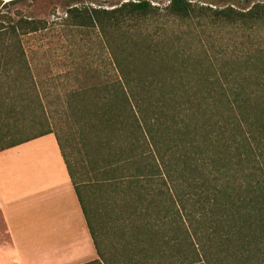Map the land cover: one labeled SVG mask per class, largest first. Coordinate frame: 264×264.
Returning a JSON list of instances; mask_svg holds the SVG:
<instances>
[{
	"label": "trees",
	"instance_id": "1",
	"mask_svg": "<svg viewBox=\"0 0 264 264\" xmlns=\"http://www.w3.org/2000/svg\"><path fill=\"white\" fill-rule=\"evenodd\" d=\"M4 1L0 151L56 135L97 252L81 264H264V49L236 41L264 24V1L71 7L63 23L107 45L100 61L70 50L64 95L41 90L43 50L23 43L47 21L5 23L21 0ZM171 21L184 28L144 26Z\"/></svg>",
	"mask_w": 264,
	"mask_h": 264
},
{
	"label": "crops",
	"instance_id": "2",
	"mask_svg": "<svg viewBox=\"0 0 264 264\" xmlns=\"http://www.w3.org/2000/svg\"><path fill=\"white\" fill-rule=\"evenodd\" d=\"M96 257L56 135L0 151V264H81Z\"/></svg>",
	"mask_w": 264,
	"mask_h": 264
},
{
	"label": "rangeland",
	"instance_id": "3",
	"mask_svg": "<svg viewBox=\"0 0 264 264\" xmlns=\"http://www.w3.org/2000/svg\"><path fill=\"white\" fill-rule=\"evenodd\" d=\"M129 0H21L14 3H8L1 8V12L5 13V23L15 21L19 17H28L35 19H43L47 21V28L41 32L23 37L24 45L29 49H41L43 51L35 57H31L30 61L35 67V72L45 82L42 91H49L53 95H64L66 92L73 89L74 73L69 66L72 63L70 50H78L82 52L95 53V56L89 55L88 60L105 58V54L101 57L102 50L107 45L106 40L102 37L101 32L94 26H76L66 25L64 19L70 16L68 10L71 7H102L112 9L119 6L121 3ZM133 1V0H131ZM136 1V0H134ZM150 1V0H149ZM158 4L159 13L165 12V6L169 0H152ZM201 4H211L213 6H223L233 3L238 7H247L254 2L264 0H198ZM6 0L4 1V3ZM153 5V4H152ZM160 5V6H159ZM149 30H154L157 27L168 31L183 29L172 21L163 24L149 23L144 24ZM223 35L228 37L229 34L223 31ZM259 36V44L264 49V24L261 25L257 32L253 30H237L236 41L240 44H245V50H250L254 45L252 38ZM226 41V39H225ZM228 42V41H227ZM82 58V57H81ZM79 58V60H81ZM76 75V74H75ZM59 107L52 106V109Z\"/></svg>",
	"mask_w": 264,
	"mask_h": 264
},
{
	"label": "built area",
	"instance_id": "4",
	"mask_svg": "<svg viewBox=\"0 0 264 264\" xmlns=\"http://www.w3.org/2000/svg\"><path fill=\"white\" fill-rule=\"evenodd\" d=\"M170 1H171V0H169L168 3H169ZM150 2H151L153 5L158 4V3H156V2H154V1H152V0H150ZM159 6H160V5H159Z\"/></svg>",
	"mask_w": 264,
	"mask_h": 264
}]
</instances>
